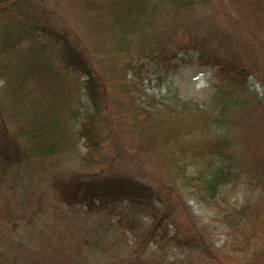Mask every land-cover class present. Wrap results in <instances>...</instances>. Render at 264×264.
<instances>
[{
  "label": "trees",
  "instance_id": "trees-1",
  "mask_svg": "<svg viewBox=\"0 0 264 264\" xmlns=\"http://www.w3.org/2000/svg\"><path fill=\"white\" fill-rule=\"evenodd\" d=\"M77 1L83 13L96 12L84 26H68L66 14L54 12L46 0H0V187L8 174L35 168L36 161L41 170L52 169L36 159H68L84 140L87 152L80 161L88 169L58 167L43 187V199L52 208L79 207L87 217H116L119 227L134 232L138 244L132 256L113 257L110 264H171L142 253L156 242L162 250L175 247L202 260L217 259L175 189L194 186L203 199H215L221 187L247 176L259 183L261 199L255 210L246 205L226 223L233 252L244 264H264V103L248 89L254 75L249 54L235 48L245 39L243 50L250 52V42L260 41L264 0H225L223 11L238 15L244 31L239 42L229 34L224 36L229 43L223 42L217 31L214 44L207 33L188 34L190 45L178 50L198 51L200 65L217 67L220 85L206 107L153 99L162 106L158 113L136 102L138 83L126 80L127 71L143 58L170 67L178 54L168 53V46L182 17L198 7L209 9L215 0H103L109 1L108 16L101 0ZM121 55L127 59L120 64ZM253 112L259 123L251 125L245 118ZM121 161L135 174L118 168ZM191 164L199 167L188 177ZM35 206L33 218L43 209L42 203ZM141 216L151 218L145 232Z\"/></svg>",
  "mask_w": 264,
  "mask_h": 264
},
{
  "label": "rangeland",
  "instance_id": "rangeland-1",
  "mask_svg": "<svg viewBox=\"0 0 264 264\" xmlns=\"http://www.w3.org/2000/svg\"><path fill=\"white\" fill-rule=\"evenodd\" d=\"M46 3L50 4V8H55L54 12L66 14L68 26H84L85 21L96 14L93 10L83 13L77 7V0H46ZM108 3L109 1L102 3L103 9L106 10L104 11L107 12L106 16L109 13L106 7ZM223 4L225 0H215L208 7L209 9L198 7L190 16L182 17L183 27H178L168 46V53L177 52L178 54V59L172 62L170 67H159L147 58L133 62L134 71H127L125 78L127 81L138 83L139 92L135 94V98L141 107L153 113L160 112L162 106L152 104L153 99L161 104H173L176 99H180L195 102L204 107L209 105L215 86L220 85L215 76L217 67L200 65L197 61L199 53L194 49L183 51L178 49L182 45H190L188 35L190 33L199 35L207 33V36L211 37V43L214 44L216 43L214 35L217 31L219 35L221 34L223 42H228L224 37L227 34L233 37V41L239 42L238 39H241L244 31L238 28L236 22L238 15L223 11L225 10ZM77 19L80 21L79 24ZM3 24L2 21L0 25ZM258 35H260V41L249 40L251 41L250 52L243 50L245 39H242L240 48L234 47L239 55L249 54L247 60H250V64L254 67V75L248 79V89L251 93L258 94L264 103V33L260 31ZM229 45L233 46V44ZM96 56L100 57V55ZM115 57L116 55L111 56V59ZM118 59L120 62L127 57L121 55ZM83 81L84 78H81L80 82ZM2 87L3 80H0V89ZM81 102L85 109L89 107L84 91H81ZM232 113L236 114L234 111ZM245 120L253 122L251 125L259 123L255 112L247 115ZM73 128H79V124H73ZM233 134L237 136L236 129L233 130ZM109 150L105 151L109 153ZM236 150L241 152L242 146L239 144ZM86 152L87 146L82 140L78 150L68 159H56V157L36 159L53 167L50 170H41L36 161L35 168L30 169L24 166L17 173L8 174L7 182L2 183L0 187L2 189L0 192V262L4 264H72L71 260L77 259L88 264H110L107 260H112L113 257L117 261L132 256L138 244V237L134 232L119 227L116 217L107 218L97 215L87 217L85 210L79 207L74 209L61 204L59 208H52L50 201L43 199V187L54 178L58 167L64 170L88 169L86 166H81L80 161ZM117 165L122 171L135 174L133 169L122 161ZM195 165L189 166L188 177L196 176L199 166L195 167ZM258 184L252 178L241 177L221 187L215 199L207 196L203 199L194 186L175 189L190 211L196 228L205 232L208 243L217 256L216 260H202L196 253L175 247L162 250L156 242L148 246L142 253V257L156 258V261L165 258L171 264H244V259L233 252L230 238L233 231L226 223L227 216L230 217L229 215L246 205H253L255 210V204L261 199ZM38 203H42L43 209L39 217L33 218L31 208L32 205L36 207ZM139 220L140 230L145 232L151 224V218L141 216ZM170 230L174 231V227L170 226Z\"/></svg>",
  "mask_w": 264,
  "mask_h": 264
}]
</instances>
